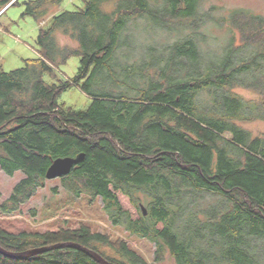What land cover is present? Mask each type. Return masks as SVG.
<instances>
[{"label":"trees","instance_id":"16d2710c","mask_svg":"<svg viewBox=\"0 0 264 264\" xmlns=\"http://www.w3.org/2000/svg\"><path fill=\"white\" fill-rule=\"evenodd\" d=\"M18 2L0 0V12ZM63 2H25L23 14L41 22L50 17L37 39L44 57L9 72L0 68V166L25 174L1 204L3 213H17L45 186L55 159L84 153L59 177L64 187L101 198L112 224L155 244L157 261L168 251L177 264H264V135L242 124L264 120V15L236 8L212 16L230 37L207 59L199 44L202 0H81L51 15ZM138 17L191 32L159 51L149 47L139 61L126 34ZM58 32L77 46H61ZM73 56L80 60L74 77L45 81L55 62ZM73 84L91 96L87 108L59 103ZM141 192L149 198L146 214ZM68 241L117 264H151L125 237L84 222L19 233L0 226V245L9 251ZM0 264L102 263L61 247L26 258L0 253Z\"/></svg>","mask_w":264,"mask_h":264},{"label":"rangeland","instance_id":"374dc122","mask_svg":"<svg viewBox=\"0 0 264 264\" xmlns=\"http://www.w3.org/2000/svg\"><path fill=\"white\" fill-rule=\"evenodd\" d=\"M26 1L30 0H19L18 3L11 6L9 4L0 12V68L7 72L25 67L28 61H36L44 57L37 39L41 25L45 22L48 23L50 17L41 22L42 20L39 21L34 16L23 14ZM150 1L151 3L155 2V0ZM81 3V0H64L60 6H54L50 9L51 15L57 11H62L64 8L75 9L76 5H81ZM112 6L110 4L108 10H112ZM213 7L218 8L213 10ZM236 8H245L253 13L264 15V0H202L199 13L204 15L205 21L200 26V31L203 32L200 35H204V38L199 36V40L204 42L199 44L202 54L207 59H214L219 55L230 37L228 27L220 26L210 19L229 15ZM151 23L145 18H134L126 32L129 36L127 41L132 42L133 45V51L130 54L139 61L144 57L149 47H154L159 51V48L173 43L191 32L190 29L186 28L178 30L175 26L174 31H171L157 27L152 23L154 27ZM237 35L239 38V33ZM56 36L61 46L67 44L77 46L76 41L60 32ZM121 53L120 51L119 56H123ZM79 64L78 56L70 57L65 62H55V73L53 76L45 74V81L61 84L71 79L76 75ZM235 91L248 99H258V95L252 90L238 87L235 88ZM58 101L60 104L66 103L76 109H85L90 105L92 98L80 86L73 84L63 91ZM242 124L254 135H264V120L257 119ZM24 176L25 174L21 170L16 171L13 175L7 174L0 166V226L7 231L13 233L38 232L47 228L84 222L94 230L108 229L116 236L125 237L130 245L144 255L151 264H177L168 251L157 261L155 257L156 247L152 241L148 238L130 236L122 226L112 224L104 212L101 198L92 199L86 194L77 197L64 187L60 178L46 180L45 186L38 189L30 200L23 203L17 213L13 215L3 213L1 204L9 199L15 185ZM205 194L204 199L213 198L210 193ZM140 196L144 206L147 207L149 198L142 192ZM121 200L136 216L135 207L126 198L121 197Z\"/></svg>","mask_w":264,"mask_h":264},{"label":"water","instance_id":"95a60500","mask_svg":"<svg viewBox=\"0 0 264 264\" xmlns=\"http://www.w3.org/2000/svg\"><path fill=\"white\" fill-rule=\"evenodd\" d=\"M84 157H85V154L80 153L77 157L67 156V157H59V158L55 159L47 171V178L48 179H54V178H59V177H62V176L69 174L71 172L72 168L76 164L81 162L84 159ZM141 207H142V210L144 211V213L146 214L147 208L144 205H141ZM61 247H72V248L82 250V251L88 253L90 256H92L94 259H96L98 262H100L102 264H117L115 262H112V261L106 259L98 251H96L90 247H87L83 244H80L77 242H72V241L61 242V243H56L53 245H46V246L31 248V249H28L25 251H20V252L9 251L0 245V253L4 254L6 256H9V257H13V258H26L29 256L37 255V254H40L42 252H46V251L61 248Z\"/></svg>","mask_w":264,"mask_h":264}]
</instances>
